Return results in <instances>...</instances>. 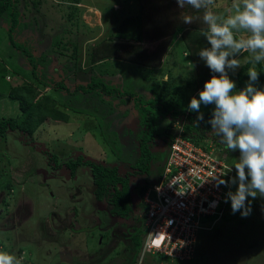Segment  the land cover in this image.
Segmentation results:
<instances>
[{"label":"rangeland","instance_id":"rangeland-1","mask_svg":"<svg viewBox=\"0 0 264 264\" xmlns=\"http://www.w3.org/2000/svg\"><path fill=\"white\" fill-rule=\"evenodd\" d=\"M32 2L17 0L19 24L13 37L34 56L38 77L48 86L45 88L41 81L30 77L31 66L10 45L7 32L10 22L2 18L0 75L4 74V79H0V118L20 116L18 102L5 96L9 88L28 83L36 87L38 94L50 96L55 107L69 116V121L48 119L32 138L14 131L0 141V243L3 244L0 251L14 254L21 264H83L95 258L98 250L106 256L95 264H122L130 254L127 234L138 224L142 213L135 211L123 220L110 216L106 200H98L94 195L89 167L81 166L71 177L65 166L55 169L50 157L57 155L62 164L82 156L85 161L117 167L122 177L129 176L134 202L137 194L159 177L169 154L167 143L163 140L154 143L149 173L139 174L133 164L139 156L137 139L144 127L134 102L117 97L101 100V95L95 94L74 98L53 88L61 81L67 88L76 83L85 85L96 75L112 87L135 93L143 104L152 102L161 87L151 69H139V73L127 76V82L122 73L131 70L130 64L119 60L121 54L98 61L99 58L92 66L86 63L92 46L100 45L116 24L138 14L142 6L143 14L146 12L145 28L151 34L159 33V37L143 46L154 50L165 43L167 54L162 56L166 57H160L158 63L162 62L163 67L157 66L156 70L168 77L171 71V83L186 91L185 84L194 80L197 72L174 27L182 24L187 29L207 28L202 10L197 14L187 5L180 9L176 0H81L69 21L70 10L56 0H41L36 6ZM232 3L233 0H216L213 11L226 16ZM186 16H191V24L183 22ZM57 37L70 38L78 45L75 60L70 58L71 46L65 49L56 45ZM238 60L241 67L247 57L241 55ZM73 66L78 69L73 71ZM229 75L236 82L235 76ZM202 89L194 95L188 90L185 97L198 98ZM189 102L181 101L177 109H187ZM213 107L201 105V112H212ZM165 121L160 122L159 133L164 130ZM218 139L210 130L204 141L215 144ZM224 149L227 162L234 167L239 152H231L225 145ZM235 189L233 185L232 191ZM249 200L252 212L247 218H242L239 212L233 214L229 200L224 219L211 230L199 232L195 259L178 264H264V198ZM154 257L146 253L140 263V255L137 264H171L164 262L167 260L158 263Z\"/></svg>","mask_w":264,"mask_h":264},{"label":"trees","instance_id":"trees-1","mask_svg":"<svg viewBox=\"0 0 264 264\" xmlns=\"http://www.w3.org/2000/svg\"><path fill=\"white\" fill-rule=\"evenodd\" d=\"M31 1H33V5L36 6V4H39L41 0ZM56 3L58 5H65V7L70 10L67 13V16L69 21H71L75 16V11H78V5L81 4V0H56ZM155 9L157 8H154V10ZM143 10L144 9L141 6L138 10V14L122 19L119 25L116 24L113 27L112 33H108V35L101 40L100 45L92 46L91 51L88 54L86 62L87 66H92L96 64V62L105 58H115L116 55L119 56V54H121L120 56L123 59L131 62L148 66L155 65L157 61L151 56L154 52H152L151 55L146 54L147 51L142 50L141 44L147 40H153L159 37V33L151 34L145 28L144 22L146 17L144 14L146 12L143 14ZM195 12L199 14L201 13V10ZM2 18H7L10 22L9 29L7 31L10 45L18 52L22 53L24 59L31 66L30 77L37 82L41 81L46 88L48 84L43 82L38 77L36 72L38 68L36 59L27 48H25L22 44H18L13 37V33L19 24L17 0H0V20ZM206 31L207 28L205 26L187 29L182 24H178V26L174 27V32L180 35V39L184 44L186 52L189 54V61H191L192 65H195V70L197 72L196 78L185 84V87H188L186 91H182L181 86L177 85V83H171V71L167 73L169 77L166 81L161 80L158 82L161 88L158 89V94L155 96L153 101L148 104H143L139 101L140 97H138L135 93L127 90L122 91L117 87H112L103 82L96 75H93L90 81L85 85L76 83L73 87L67 88L68 86L61 81L56 83L53 89L57 93L74 98L75 96H88L90 94H95L96 96L101 95V100L105 97L128 99L130 100L128 102H131L132 100L134 102L133 107L137 109L141 118L142 126L144 127L142 134L137 139L139 156L133 164V168L137 170L139 174H148L150 170V163L154 159L151 150L154 143H156L157 140H163L164 143H167V145L170 144L174 134L171 130V125L176 122L177 119H183L185 137L196 143L203 142L206 138V134L210 131V125L203 122L199 124L197 123L195 118L198 113L189 112L187 109H177L181 101H190L189 97H185L188 90L192 91L194 95L195 92L203 88L204 82L210 79V70L198 57L199 51L202 48L209 46L204 36V32ZM57 39V46L61 45L65 49H68V46L72 47L70 58L75 60L79 50L78 45L72 42L70 38L57 37ZM108 46H111L112 48H107ZM110 51L112 53H109ZM108 54H111V57H109ZM241 55H245L247 60L234 75L236 78L237 90L245 86V83L248 80L247 72L251 67H255L260 73V79L257 87H264V61L259 64L250 63L249 61L251 60V56L247 52L240 53L236 58L238 59ZM74 69L77 70L78 66H73V71H75ZM151 70L153 71V69ZM230 74L232 73L230 72ZM0 79H4V74L0 75ZM1 97L2 95H0V98ZM5 97L18 102L21 114L17 118H0V141L5 139L8 132L14 131H19L22 135L32 138L37 129L48 119L63 123H68L69 121V116L55 107V103L51 100L50 96L40 93L38 94L36 87H33L28 83H23L17 87L9 88ZM103 103L105 105L106 101H103ZM108 112L109 111L106 110L107 114ZM203 115L204 121L211 118V112L203 113ZM165 120H169L171 123L164 125V130L159 133L157 131L158 126L160 122L163 124ZM215 142L216 144H221L219 139ZM221 146L224 148V145ZM225 152L227 153V150H225ZM50 160L54 162L55 169H60L65 166L69 170L71 177H75L77 170L81 166L89 167L94 185V195L98 200L103 198L106 200L110 216L123 220L135 213V211L142 213V217L138 220V224L133 227L131 233L129 232L127 234L131 245L130 254L122 262V264H137L141 255L145 235L143 224L146 209L141 202L142 195L147 187L154 183V181L147 184L137 194L136 201L133 202L129 176L127 175L122 177L119 174L117 167H107L101 163L98 164L85 161L82 156H78L74 160H69L68 162L62 164H59V157L57 155L51 156ZM9 188L10 184H7L6 189ZM95 254V258L88 261V263L83 264H95V261L102 262V259L104 261L106 256L105 254H101L98 250H96ZM153 255L155 256L154 259L158 263L163 262V260H167L166 257L160 254ZM164 262L168 263L169 260ZM178 263L183 262L171 264Z\"/></svg>","mask_w":264,"mask_h":264},{"label":"clouds","instance_id":"clouds-1","mask_svg":"<svg viewBox=\"0 0 264 264\" xmlns=\"http://www.w3.org/2000/svg\"><path fill=\"white\" fill-rule=\"evenodd\" d=\"M176 3L180 9L187 5L196 11L203 10V22L207 25L204 36L209 46L202 48L198 57L211 76L198 92V98L193 96L190 99L187 110L198 113L195 118L198 124L210 125L211 135L218 137L221 143L215 142L218 148L225 145L231 152H239L232 167L227 162L223 146L219 148L232 167L230 171L235 169L236 175L229 180L218 178L217 186H236L235 191L227 192L225 202L230 200L233 214L239 212L242 218H247L252 212L249 198H264V87H257L260 73L255 67L248 69V80L239 90L229 73L235 75L240 68L236 57L242 52L250 54V63L264 61V0H233L226 16L213 11L216 0H176ZM183 22L191 24V16H186ZM201 105L214 106L207 121H204ZM169 147L170 144L166 146L168 151ZM165 164L166 160L154 183L159 180ZM0 264L21 262L14 254L0 251Z\"/></svg>","mask_w":264,"mask_h":264},{"label":"built area","instance_id":"built-area-1","mask_svg":"<svg viewBox=\"0 0 264 264\" xmlns=\"http://www.w3.org/2000/svg\"><path fill=\"white\" fill-rule=\"evenodd\" d=\"M171 130L164 171L142 197L146 210L141 259L146 253L160 254L176 263L193 260L199 232L225 216L226 194L233 185L217 186V179L229 180L234 170L212 141L186 138L183 121L174 122Z\"/></svg>","mask_w":264,"mask_h":264},{"label":"crops","instance_id":"crops-1","mask_svg":"<svg viewBox=\"0 0 264 264\" xmlns=\"http://www.w3.org/2000/svg\"><path fill=\"white\" fill-rule=\"evenodd\" d=\"M149 40H147V41H145V42H143L142 44H141V46H142V50H145V51H147V53L146 54H150L151 55V53L152 52H154V53H152V57L154 58V59H156V61H157V63H155V65H152V66H148V65H141V64H138V63H135V62H131V61H128V60H125V59H119V58H116V59H119V60H122V61H124V62H128L129 64H130V66H128V67H130V69L131 70H129L128 71V73L126 72V73H122L123 74V80L124 81H127L128 82V77H130V75H133V74H136L138 71L140 72V70L139 69H145V70H150V69H153V72L155 73V79H156V81L158 82V81H161V80H167L168 79V76H163L162 75V72H159L158 70H156V67L158 66V67H160V68H162L163 67V63L161 62L160 64H158L159 63V58L160 57H166V56H162L163 55V53H165V54H167L166 53V51H167V49L168 48H166V46H165V43H162V45H160V46H157V48L156 49H154V50H149L147 47H144L143 45H145V44H147V43H149L148 42ZM151 43V42H150ZM164 51V52H163ZM162 58V59H163ZM125 68V67H124ZM138 72V73H139ZM158 72L160 73L159 75L160 76H162V77H160L159 75H158ZM122 74H120V75H122ZM124 74H126L125 75V77H124ZM128 76V77H127ZM159 76V77H158ZM127 78V79H126ZM162 78V79H161Z\"/></svg>","mask_w":264,"mask_h":264}]
</instances>
